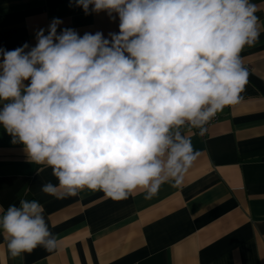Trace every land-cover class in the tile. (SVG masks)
Segmentation results:
<instances>
[{"label":"clouds","instance_id":"clouds-1","mask_svg":"<svg viewBox=\"0 0 264 264\" xmlns=\"http://www.w3.org/2000/svg\"><path fill=\"white\" fill-rule=\"evenodd\" d=\"M86 15L119 17V32L84 33L54 18L36 45L0 48V126L30 163L51 168L58 199L102 191L114 201L178 187L199 157L181 129L206 132L240 102L241 53L261 34L251 0H75ZM114 18V17H113ZM47 31V34H45ZM25 81H30L27 85ZM36 200L0 206L12 258L58 246Z\"/></svg>","mask_w":264,"mask_h":264},{"label":"crops","instance_id":"crops-1","mask_svg":"<svg viewBox=\"0 0 264 264\" xmlns=\"http://www.w3.org/2000/svg\"><path fill=\"white\" fill-rule=\"evenodd\" d=\"M251 2L261 34L241 53L248 83L204 138L181 129L199 157L178 187L165 183L150 200L141 190L114 201L88 189L58 199L41 191L58 183L51 168L38 175L44 166L30 163L0 126V206L39 201L58 240L52 252L39 246L12 258L0 230V264H264V0ZM54 18L62 21L58 32L99 31L109 39L119 32L116 13L86 15L75 0H0V48L34 47L36 32Z\"/></svg>","mask_w":264,"mask_h":264},{"label":"built area","instance_id":"built-area-1","mask_svg":"<svg viewBox=\"0 0 264 264\" xmlns=\"http://www.w3.org/2000/svg\"><path fill=\"white\" fill-rule=\"evenodd\" d=\"M218 120H219V116H218V114H217V115H216L213 119H211V120L207 123V125L205 126V127H206V132H205V134H204L203 136L199 135V130H198V129H191V130L194 132V134H195L196 136H198V137H200V138H204V137L207 135L209 128H210L212 125H214Z\"/></svg>","mask_w":264,"mask_h":264}]
</instances>
